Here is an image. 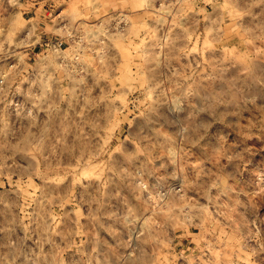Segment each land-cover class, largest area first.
<instances>
[{
    "label": "rangeland",
    "instance_id": "1",
    "mask_svg": "<svg viewBox=\"0 0 264 264\" xmlns=\"http://www.w3.org/2000/svg\"><path fill=\"white\" fill-rule=\"evenodd\" d=\"M161 2L154 0V6L159 8ZM31 3L32 0H17L0 13V27L4 30L0 39L12 35L13 44L20 45L15 49L20 56L0 61V79L5 73L16 79L15 73L20 68L24 69L26 77L18 89L15 83L9 88L11 79L0 84V128L6 124L12 128L23 126L27 134L28 122L23 118L22 109L39 103L44 109L37 116L43 139L47 136L44 118L56 112L63 111L67 116L75 108L77 118L93 125L97 116H108L110 105H123L124 96L117 94L115 100L109 96V92L114 91L111 84L108 90L92 86L94 81L99 83L93 54L70 47L69 40L61 35L63 23H52L51 19L47 24L38 22L36 8L39 5L30 7ZM181 3L184 6L173 8L172 13H179L182 18L165 14L163 21H146V27L154 33L150 44L156 47L145 46L142 54L151 61L152 56L159 53V60L147 65L151 68L154 63L157 72L155 75L145 73L147 91L138 99L147 106L135 118L130 117L128 122L119 125L121 143L114 144L113 148L129 158L139 156L141 160L159 163V159L152 160L153 153L164 157L165 151L174 153L183 147L190 153L187 159L193 167L207 165L211 168L208 160H218L221 182L241 164L238 159L229 157L240 156L245 148H255L257 151L250 153L251 162L245 165L243 172L245 180L255 181L257 176L253 173L264 168V142L256 138L259 122L264 118V85L257 82L264 78V49L247 43L249 38L242 31L247 17L243 24L232 23L225 39L218 43L209 39L202 28L194 30L193 21L201 10L195 7L193 0H181ZM65 7L67 4L61 5L52 15H59ZM44 10H50L47 4ZM228 16L231 20V12ZM45 27L51 31H40ZM64 57L92 69V74L84 77L88 87L73 84L71 73L62 63ZM124 63L127 68L128 59ZM30 81L40 83L39 91L32 95L27 92ZM45 88L53 93L59 88V95L50 96ZM153 88L159 93V99L152 94ZM36 96L42 99L37 101ZM145 96L149 97L147 101ZM105 122L108 123L107 119ZM250 122L256 127L250 128ZM111 126H116L115 119ZM185 128L190 139L198 140L195 146L180 144L176 133ZM68 131L66 127L65 132ZM149 133L155 136L151 147L148 146ZM156 144L160 145L159 149ZM11 163V160L6 161V164ZM81 163L83 179L80 180L69 181L59 172L49 171L53 165L57 169L63 166L62 160L47 166L38 164L34 172L7 169L0 175V243L24 237L34 227L33 218L43 212L46 223L52 226V238L59 246L53 253L55 257L62 254L65 264H89L90 261L107 264L111 253L127 239L125 217L135 210L142 196V172L134 168L118 171L112 162L91 156H85ZM109 168L112 171H108ZM251 187L249 185V189ZM259 211L264 215V208ZM188 231L189 237L182 238V243L195 247L196 241L191 237L199 229ZM24 247L25 252L33 248V240H24Z\"/></svg>",
    "mask_w": 264,
    "mask_h": 264
},
{
    "label": "clouds",
    "instance_id": "2",
    "mask_svg": "<svg viewBox=\"0 0 264 264\" xmlns=\"http://www.w3.org/2000/svg\"><path fill=\"white\" fill-rule=\"evenodd\" d=\"M16 2L0 0V13ZM193 3L201 10L193 21L194 30L202 28L209 39L219 43L225 39L232 23L243 24L247 17V25L242 28L249 38L247 43L264 49V0H193ZM46 4L50 9L47 12L44 10ZM64 4L67 7L53 16L52 13ZM35 5H39L36 8L38 22L47 24L51 19L52 23H63L61 35L69 40L70 47L93 54L99 83L94 81L92 86L108 90L111 84L114 91L109 92V96L115 100L119 94L126 99L123 105H110L108 116H97L93 125L77 118L75 108L67 116L63 111L56 112L44 118L47 136L43 139L40 135L42 125L37 120L39 111L44 110L42 105L36 103L31 108L22 109L23 118L28 122L27 134L23 126L12 128L6 124L0 128V175L7 169L22 172L31 169L34 172L38 164L47 166L62 160L63 166L57 169L53 165L49 171L59 172L69 181L72 178L80 180L83 179L80 176L81 161L85 156L110 161L118 171L140 169L142 196L137 200L135 210L129 211L125 217L127 239L111 253L107 264H264V215L259 211L264 208V168L253 173L257 176L255 181L245 180L243 176L245 165L251 162L250 153L257 149L245 148L240 156L229 157L238 159L241 164L221 182L218 160H208L211 168L207 165L193 167L187 159L190 153H186L183 147L174 153L165 151L164 157L153 153L152 160L159 159V163L141 160L139 156L129 158L113 148L114 144L121 143L119 125L128 122L130 117L135 118L147 106L138 99L147 91L145 73L155 75L157 72L154 63L151 68L147 65L158 61L159 53L154 54L151 61L142 54L145 46L156 47L150 44L154 33L146 27V21H163L165 14L182 18L179 13H172L173 8L184 6L181 0H168L167 3L162 0L159 8L154 6V0H32L29 6ZM208 8L212 11H207ZM226 20H229L227 24ZM172 23L175 26V20ZM40 31L51 29L45 27ZM3 34L0 27V36ZM16 47L20 45L13 44L12 35L0 39V61L9 56H20ZM62 63L71 73L73 84L88 87L84 77L91 75L92 69L67 57ZM15 77L11 79L5 73L0 84L11 79L9 88L15 83L18 89L19 83L26 79L24 69L20 68ZM257 82L264 85V78ZM39 88L38 81H30L27 92L32 95ZM156 88L151 91L159 99ZM45 92L58 96L59 88L55 93L45 88ZM41 99L36 96L37 101ZM145 99L147 101L149 97L145 96ZM17 115L20 116L21 112ZM113 119L116 126L110 127ZM66 127L70 131L65 132ZM249 127L255 128L256 124L250 122ZM187 132L185 128L176 133L180 144L195 146L198 140L190 139ZM256 138L264 142V118L259 122ZM153 140L155 136L149 133V147ZM156 148L159 149L160 145L156 144ZM17 156L19 161L15 159ZM8 160L12 163L6 164ZM201 164H204L203 160ZM107 170L112 171L111 168ZM249 185L252 186L250 189ZM32 223L34 227L24 237L0 243V264H65L62 254L59 257L53 255L59 246L52 238V226L46 223V215L38 213ZM191 228L199 229L191 237L196 241L195 247L182 243V238L189 237ZM28 239L33 240L34 247L25 252L24 240Z\"/></svg>",
    "mask_w": 264,
    "mask_h": 264
}]
</instances>
